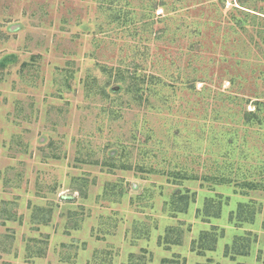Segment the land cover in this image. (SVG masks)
I'll use <instances>...</instances> for the list:
<instances>
[{"label":"rangeland","instance_id":"1","mask_svg":"<svg viewBox=\"0 0 264 264\" xmlns=\"http://www.w3.org/2000/svg\"><path fill=\"white\" fill-rule=\"evenodd\" d=\"M263 32L264 0H0V264H264Z\"/></svg>","mask_w":264,"mask_h":264},{"label":"trees","instance_id":"2","mask_svg":"<svg viewBox=\"0 0 264 264\" xmlns=\"http://www.w3.org/2000/svg\"><path fill=\"white\" fill-rule=\"evenodd\" d=\"M246 15L251 16V13L247 12ZM241 22H242V27L243 28H245L247 26V24H248V21H247L246 18L241 19ZM151 77H152V81H153V83H154L155 86L160 87V85L163 84V80L161 78L155 77L154 75H152ZM256 106L259 107L258 111L256 110L254 112H245L244 113V116H243L244 125H247L249 127H253V126H260L262 124V121H261L260 116H259L260 115V113H259V110H260V101H257ZM237 172H238L239 175L241 174V167L238 169ZM242 177H244L243 178V181L246 180V177L245 176H242ZM225 182L228 183V184L232 183L231 180L230 181H225L224 180V183ZM239 184H241V183L239 182ZM243 185H244L245 188H246V185H247V189L254 188V186H256L254 188V190L261 189L260 184L257 183V182L254 183L253 181H244L243 182ZM187 201L188 200L185 199V202H187ZM253 216H254V214L253 215L250 214L247 217V219L248 220H251V218H253Z\"/></svg>","mask_w":264,"mask_h":264}]
</instances>
